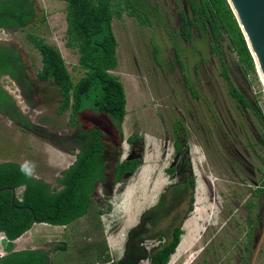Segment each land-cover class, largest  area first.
<instances>
[{"label":"rangeland","instance_id":"obj_1","mask_svg":"<svg viewBox=\"0 0 264 264\" xmlns=\"http://www.w3.org/2000/svg\"><path fill=\"white\" fill-rule=\"evenodd\" d=\"M34 2L37 16L32 23L12 31L0 30V43L20 51L31 87L9 77L2 78L1 84L19 112L40 132L64 139L75 130L67 125L70 110L57 113L58 88L37 77L41 56L25 35L34 33L55 46L73 81L83 70L76 49L66 45L65 1ZM112 2V10L121 15L115 11L112 19L117 66L111 71L126 95L121 127L124 138L133 134L142 137L138 143L142 163L128 179L113 186L112 167L130 154L132 145L120 139L109 115L90 109L80 112L79 125L102 130L108 184L96 187L84 216L66 226L36 225L31 235L33 246L48 250L51 264H94L98 260L105 264V239L112 243L110 236L117 237L116 253L121 258L124 243L138 235L129 229L150 207L163 213L158 224L161 230L178 221L186 206V192L177 182L179 175L166 172L175 160L173 140L178 120L183 125L180 131L186 137L195 187L192 210L181 223L180 243L167 264H264V197L255 195V187L264 177V85L256 68L244 70L236 52L227 47L226 37L219 40L220 54L210 52L205 32L199 37L196 28L192 29V42H185L178 31V10L187 9V0ZM223 67L244 94L246 107L238 106L229 95L221 75ZM60 145L20 127L0 112V162L20 163L54 185L77 151L67 141ZM128 192L134 194L129 200L135 197L137 205L123 203ZM97 209L100 219L95 215ZM28 237L25 232L17 238L15 249L28 248ZM61 242L66 244L65 250H52ZM157 243L153 239L144 242L147 248ZM3 247L0 236V255Z\"/></svg>","mask_w":264,"mask_h":264},{"label":"trees","instance_id":"obj_2","mask_svg":"<svg viewBox=\"0 0 264 264\" xmlns=\"http://www.w3.org/2000/svg\"><path fill=\"white\" fill-rule=\"evenodd\" d=\"M65 1L66 45L78 53V66L83 74L73 81L59 50L34 33H27L26 39L41 56V68L37 72L40 80L52 81L60 95L57 113L70 110L67 125L75 127L73 133L64 138H54L32 124L15 107L13 99L0 83V111L7 114L20 127L51 141L57 146L67 141L77 149L74 160L55 178L53 185L44 178L35 176L26 166L15 161L0 162V236L4 243V253L0 264H51L49 251L43 248L13 249V242L27 232L34 223L66 226L84 216L92 205L97 185L108 184V168L104 152L102 130L97 126L79 125L78 114L85 109L104 113L112 117L120 139L132 145L130 154L118 160L112 167L114 186L128 179L142 163V137L138 134L123 137L121 123L126 113V95L118 76L111 73L117 66V40L112 30L113 0H63ZM112 2V3H111ZM187 9L178 10V31L185 42H192V29L198 36L203 31L209 40L211 53H221L219 40H228L227 47L235 51L238 61L245 71H255V64L245 38L237 24L227 0H187ZM115 12V13H114ZM118 17L120 13L116 14ZM37 16L34 0H0V30L12 31L24 28ZM42 21L44 16L40 18ZM179 63L182 65L181 60ZM183 67V65H182ZM9 78L31 87L26 79L25 65L20 51L13 45L0 43V79ZM221 75L225 80L229 95L238 106L246 107L248 102L233 84L223 67ZM191 89V88H190ZM195 95V92H192ZM255 106L256 103H254ZM261 114L260 110L257 111ZM173 148L175 160L166 168L169 175L177 173L178 183L186 192L178 221L168 220V229H160L163 213L150 207L141 221L130 229L138 235L126 242L123 257L114 264H167L175 252L183 233L182 221L192 210L195 177L188 153V145L183 125L175 121ZM135 145V146H133ZM121 151V148H119ZM2 188H8L1 190ZM15 190L12 195L11 189ZM264 197V177L255 187V195ZM106 192L104 196H108ZM149 211L155 212L152 215ZM159 211V215H157ZM95 210V215L100 214ZM165 213V212H164ZM160 221V222H159ZM148 224V225H147ZM158 243L146 249L144 241ZM64 242L56 243L52 250H65ZM205 264V263H204Z\"/></svg>","mask_w":264,"mask_h":264},{"label":"water","instance_id":"obj_3","mask_svg":"<svg viewBox=\"0 0 264 264\" xmlns=\"http://www.w3.org/2000/svg\"><path fill=\"white\" fill-rule=\"evenodd\" d=\"M227 2L245 38L256 71L264 82V0H227ZM5 189L8 188L1 190ZM10 189L14 195L15 190Z\"/></svg>","mask_w":264,"mask_h":264},{"label":"crops","instance_id":"obj_4","mask_svg":"<svg viewBox=\"0 0 264 264\" xmlns=\"http://www.w3.org/2000/svg\"><path fill=\"white\" fill-rule=\"evenodd\" d=\"M72 163V162H71ZM131 192H128L127 193V196L124 198V200H123V203H125V205H127V206H135V205H137L138 204V200H136V198L134 197V200H129L132 196H134V194H132ZM122 206H123V204H122ZM98 219H100V218H98ZM139 220V219H138ZM138 222V221H137ZM38 224H44V223H34L32 226H31V228L27 231L28 232V235H30V237H28V248H35V246H33V244H32V242L34 241V240H32V238H31V235H32V231L34 230V228H35V226L36 225H38ZM137 223H135L133 226H135ZM132 226V227H133ZM130 230V229H129ZM26 232V233H27ZM25 234V233H24ZM127 236V235H126ZM126 236H125V238H126ZM21 237V236H20ZM110 238H111V240H112V243H110L109 241H107L106 239H105V249H104V257L106 258L105 260H104V262H105V264H114V262L115 261H117V260H119V259H121L122 257H123V255H124V253H125V251L122 253V255H121V258H120V256L118 255V253H116L117 252V248H118V245H116L117 244V242L114 240V239H116L117 237H115V236H110ZM152 240V239H151ZM146 241V240H145ZM144 241V242H145ZM123 242V241H122ZM180 243V242H179ZM31 244V245H30ZM125 244V246H126V242L124 243ZM179 245V244H178ZM178 247V246H177ZM177 247H176V249H177ZM13 248L15 249V245L13 246ZM151 247H148L147 248V246H146V249H150ZM19 249H25V248H18V249H16V250H19ZM176 249H175V251H176ZM175 253V252H174ZM50 255H51V252H50ZM172 255V254H171ZM169 260H170V258H169ZM168 260V261H169ZM109 261H110V263H109ZM141 261H146L147 262V260L146 259H142ZM140 261V262H141ZM96 263H94V264H97L98 262V264H103V263H101L99 260L98 261H95ZM168 263V262H167ZM145 264V263H144Z\"/></svg>","mask_w":264,"mask_h":264},{"label":"flooded vegetation","instance_id":"obj_5","mask_svg":"<svg viewBox=\"0 0 264 264\" xmlns=\"http://www.w3.org/2000/svg\"><path fill=\"white\" fill-rule=\"evenodd\" d=\"M4 77H9L8 75H5V76H3V77H1V79L2 78H4ZM1 79H0V83H1ZM19 83V82H18ZM21 85H23V83H21ZM2 87H3V85H2ZM4 88V87H3ZM5 89V88H4ZM6 90V89H5ZM15 105V104H14ZM15 107H16V105H15ZM17 108V107H16ZM1 112V111H0ZM2 114H4V115H6V116H8L7 114H5L4 112H1ZM8 118H10L9 116H8ZM11 120H12V118H10ZM12 121H14V120H12ZM16 123V122H15ZM105 153V152H104ZM158 201H159V199H158ZM182 205H184L183 203L181 204V206H180V208L182 207ZM185 206V205H184Z\"/></svg>","mask_w":264,"mask_h":264},{"label":"bare ground","instance_id":"obj_6","mask_svg":"<svg viewBox=\"0 0 264 264\" xmlns=\"http://www.w3.org/2000/svg\"><path fill=\"white\" fill-rule=\"evenodd\" d=\"M261 80H262V78H261ZM262 83H263V85H264V82H263V80H262Z\"/></svg>","mask_w":264,"mask_h":264},{"label":"built area","instance_id":"obj_7","mask_svg":"<svg viewBox=\"0 0 264 264\" xmlns=\"http://www.w3.org/2000/svg\"><path fill=\"white\" fill-rule=\"evenodd\" d=\"M3 236L1 235V238H2Z\"/></svg>","mask_w":264,"mask_h":264}]
</instances>
